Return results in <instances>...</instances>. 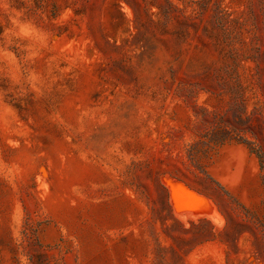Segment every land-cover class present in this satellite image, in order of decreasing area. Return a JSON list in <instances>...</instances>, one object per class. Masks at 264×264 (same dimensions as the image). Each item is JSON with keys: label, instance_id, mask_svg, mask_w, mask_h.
Instances as JSON below:
<instances>
[{"label": "rangeland", "instance_id": "1", "mask_svg": "<svg viewBox=\"0 0 264 264\" xmlns=\"http://www.w3.org/2000/svg\"><path fill=\"white\" fill-rule=\"evenodd\" d=\"M0 264H264V0H0Z\"/></svg>", "mask_w": 264, "mask_h": 264}, {"label": "bare ground", "instance_id": "2", "mask_svg": "<svg viewBox=\"0 0 264 264\" xmlns=\"http://www.w3.org/2000/svg\"><path fill=\"white\" fill-rule=\"evenodd\" d=\"M208 217V216H207Z\"/></svg>", "mask_w": 264, "mask_h": 264}]
</instances>
